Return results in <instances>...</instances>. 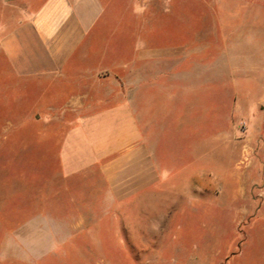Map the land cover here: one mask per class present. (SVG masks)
<instances>
[{"label": "crops", "instance_id": "crops-1", "mask_svg": "<svg viewBox=\"0 0 264 264\" xmlns=\"http://www.w3.org/2000/svg\"><path fill=\"white\" fill-rule=\"evenodd\" d=\"M15 1L21 7L0 20V130L24 127L25 150H39L46 169L42 177L55 181L51 192L74 205L78 184H87L89 210L103 213L93 220L113 234L119 229L116 248L121 258H133L139 246L133 247L123 228L142 223L139 210L149 208L153 219L166 222L191 197L202 201L213 194L206 181L216 177L230 182L217 194L238 199L246 193L240 187L244 164V184L254 194L247 211L254 213L235 254L248 258L253 247L264 248V142H198L192 158L191 110L187 118L184 108L191 89L185 47L146 45L131 27L96 50L111 18L102 0ZM132 36L136 58L129 61L123 57ZM208 68L202 65L200 83L223 84L222 67ZM241 71L231 64L227 75L236 92L264 83L254 66ZM193 178L199 185L193 186ZM85 220L46 218L41 225L72 229ZM71 238L79 236L71 230L52 240Z\"/></svg>", "mask_w": 264, "mask_h": 264}, {"label": "rangeland", "instance_id": "rangeland-1", "mask_svg": "<svg viewBox=\"0 0 264 264\" xmlns=\"http://www.w3.org/2000/svg\"><path fill=\"white\" fill-rule=\"evenodd\" d=\"M102 5L111 18L108 35L97 42L96 50L110 39L113 44L119 31L131 27L138 29L146 45L187 49L191 89L184 108L187 118L191 110L192 158L198 142H264V83L236 92L227 82L231 64L237 71L254 66L257 77H264V0H120L114 4L102 0ZM20 7L15 0H0V20ZM133 37L123 57L129 61L136 58ZM216 63L222 67L223 84H201L202 65L211 68ZM236 73L237 79L243 76L242 71ZM24 130H0V264H264L263 246L253 247L248 258L235 254L254 213L253 208L247 211L254 194L245 186L244 164L240 187L246 193L238 199L217 194L230 182L216 177L206 181L213 194L202 201L191 197V203L173 211L166 222L153 219L149 208L139 210L145 218L142 223L123 228L128 233L124 235L136 243L133 247L139 248L132 252L133 258H121L114 242L120 230L115 228L119 233L113 234L107 224L93 220L103 213L89 210L88 185L78 184L80 195L74 205L69 197L51 192L55 181L42 177L46 169L39 150H25L29 140ZM199 182L192 179L193 186ZM76 215L86 220L72 229L41 225L46 218L68 220ZM71 230L79 238L52 240ZM104 247L114 254L112 258H106L109 253Z\"/></svg>", "mask_w": 264, "mask_h": 264}]
</instances>
